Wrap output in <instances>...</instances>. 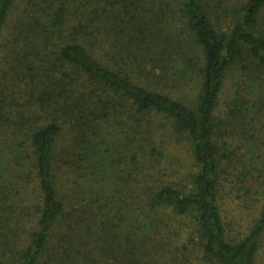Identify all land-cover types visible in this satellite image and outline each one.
I'll return each mask as SVG.
<instances>
[{
  "label": "trees",
  "instance_id": "obj_1",
  "mask_svg": "<svg viewBox=\"0 0 264 264\" xmlns=\"http://www.w3.org/2000/svg\"><path fill=\"white\" fill-rule=\"evenodd\" d=\"M17 1L0 0V35ZM232 1L30 0L9 75L23 93L0 101V223L29 180L39 200L33 231L0 264H38L75 215L106 238L125 231L127 264H187V243L198 264H257L264 200L224 210L220 172L246 176L261 151L264 0ZM182 148L189 174L165 180ZM76 237L85 250L88 233Z\"/></svg>",
  "mask_w": 264,
  "mask_h": 264
},
{
  "label": "rangeland",
  "instance_id": "obj_2",
  "mask_svg": "<svg viewBox=\"0 0 264 264\" xmlns=\"http://www.w3.org/2000/svg\"><path fill=\"white\" fill-rule=\"evenodd\" d=\"M232 2L235 5L238 3L237 0H233ZM29 9L30 0H18L5 28L0 35V92L3 94L0 96L2 99L0 101H6V98L11 94H15V97L19 98V95H22L23 93L21 89L16 88L14 84L11 83L9 75L12 74L14 66L18 65L16 60L19 59V57L16 55V52L14 53V51L17 42L21 40V38H16L17 32L14 29V25L17 20L25 14L23 10L28 11ZM221 22L224 25L226 23L223 18L221 19ZM106 53L109 54L107 50ZM109 55H112V53ZM226 89L227 88H225L224 92H226ZM189 93L191 94V92ZM219 103L220 106L223 107L225 105L224 99H221ZM11 135L12 138H16V140L18 139L15 135H13V133ZM258 137L259 141L257 143L261 151L258 153V157H256L253 161H247L245 163V168L248 170L249 175L247 173L246 176L242 177L238 174V170L233 171L228 169L225 171L224 167L221 169V198L223 200L224 210H228L229 206L236 207L239 204L240 210L247 214L255 210V208L261 204V200H264V171H257V169L260 170V168L255 166V162L260 163L264 160V149L262 147V145H264V131L258 133ZM182 151V155H179V157L176 158L178 161L176 167L163 162L164 168H166V178L164 177L165 180L170 181V179H173L177 181L179 175L189 174L186 170L189 169L190 166H193V163L190 160L186 149L182 148ZM239 168H242V165H240ZM174 169L175 171L180 172H176V176H172L173 173H175ZM236 179H239L242 182V186H244V189L239 193H237L236 189H234V182ZM243 181L247 184L253 183L255 185H252V187L249 188V186L244 184ZM36 190L37 187L34 182L29 180V184L25 189H22L19 192L15 191L11 194L10 198L14 197L7 204L15 203V207L8 208V213L5 215L4 222L0 223V237L4 238V241L0 240V253L11 255L12 248H20L23 246L29 233L33 231L35 226V222L33 220L35 216L32 217L33 202L35 201L37 203L39 200V194ZM254 191H257V195L254 194ZM232 200H234V202L231 204ZM6 201L7 200L3 202ZM248 218L249 216L244 217L246 222ZM75 220L76 215L73 219L63 221L62 224L55 228V231L47 245V252L44 257L39 259L38 264H65L66 262V264H127L124 252L120 248V246H122L125 250L127 247L125 237L128 236L125 235V231L115 235L114 237L106 238L108 232L99 226L93 225L89 230H85L80 226V224H77L79 219L76 222ZM187 230L185 233H182L184 241L187 240ZM79 233H88V240L85 241L88 242V244L85 250L82 248V244L84 242H78L76 237ZM104 242H106V246H108L107 251H110L108 254H106V252H104L100 247ZM131 246L132 245L130 244L129 247ZM187 246L190 250V262L187 264H198L200 253H197L194 250L193 245H189L187 243ZM129 247H127V249H129ZM260 247L257 264H264V236ZM66 248H71L73 251L69 260L66 259ZM170 261V257L167 256L165 260L166 264L173 263H170ZM149 263L159 264L156 261Z\"/></svg>",
  "mask_w": 264,
  "mask_h": 264
}]
</instances>
